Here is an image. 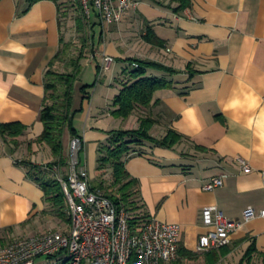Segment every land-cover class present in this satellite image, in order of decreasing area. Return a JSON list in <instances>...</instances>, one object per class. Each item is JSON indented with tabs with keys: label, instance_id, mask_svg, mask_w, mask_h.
<instances>
[{
	"label": "crops",
	"instance_id": "1",
	"mask_svg": "<svg viewBox=\"0 0 264 264\" xmlns=\"http://www.w3.org/2000/svg\"><path fill=\"white\" fill-rule=\"evenodd\" d=\"M180 5L178 0H136L120 23L100 30L94 60L99 76L112 75L102 86L105 95L97 93L84 102L81 118L88 121L97 100L100 118L110 124L77 130L84 142L82 163L96 178L97 156L110 137L109 126L140 127L135 113L127 119L112 114L128 60L136 57L172 68L174 75L150 71L174 83L155 93L154 103L159 104L151 109L169 120L163 137L175 130L183 139L172 149L146 144L143 154L126 162L128 173L139 182L145 211L150 219L181 226V248L197 257L179 256L174 264H210L207 253L197 252L200 237L210 230L203 222L209 206L242 224L232 235L230 254L233 248L247 252L252 243L264 253V0H188V8L179 10ZM28 6V0H0V124L27 127L18 146L0 135V240L38 235L59 220L22 162L55 160L47 144L35 142L45 131L41 112L47 73L63 47L62 7L44 0L25 12ZM149 30L157 42L153 36L149 38L154 42L148 40ZM137 47L143 51L136 52ZM104 56L115 59L108 69ZM72 139L70 134L69 144ZM69 149H64L66 157ZM220 177L222 187L205 190ZM249 207L258 216L246 221Z\"/></svg>",
	"mask_w": 264,
	"mask_h": 264
},
{
	"label": "built area",
	"instance_id": "2",
	"mask_svg": "<svg viewBox=\"0 0 264 264\" xmlns=\"http://www.w3.org/2000/svg\"><path fill=\"white\" fill-rule=\"evenodd\" d=\"M86 17L93 12L103 24L120 23L136 6V0H80ZM115 59L105 56V69ZM84 142L74 137L70 143L69 173L55 168L68 206L71 221L67 232L48 231L17 239L0 247V264H36L41 257L52 258L65 253L67 264H174L179 259L182 228L150 219L139 228L131 224V214L117 206L105 193L93 188L92 178L82 163ZM245 172L250 167L241 160ZM224 185L223 177L211 180L204 188L214 191ZM258 216L253 207L244 212L246 221ZM264 217V211L260 213ZM203 222L210 230L199 240L197 252L205 254L229 246L232 235L241 227L227 218L217 206L203 211Z\"/></svg>",
	"mask_w": 264,
	"mask_h": 264
},
{
	"label": "trees",
	"instance_id": "3",
	"mask_svg": "<svg viewBox=\"0 0 264 264\" xmlns=\"http://www.w3.org/2000/svg\"><path fill=\"white\" fill-rule=\"evenodd\" d=\"M40 1L44 0H28L29 6L25 12L33 4ZM50 1L56 2L61 8V0ZM178 1L181 3L179 10L188 8V0ZM93 16L98 17V14L93 12ZM77 25L79 30L82 31L84 27V18L82 15L77 19ZM148 35V40L157 42L156 40L158 39L153 31L149 30ZM150 36H153L154 41L149 38ZM61 42L64 44V37L61 39ZM158 44L164 45L163 42H158ZM60 55L61 51L55 59L57 60ZM82 57L80 56L81 61ZM80 62H74L73 67L75 71L72 73H59L52 68L47 73L46 105L41 112V120L45 125V131L35 143H45L51 147L55 161L46 165L34 164L27 161L22 162L27 168L29 176L44 190L46 201L51 204L56 217L68 223H71V221L61 184L57 176L50 174V171L55 172V168H59L62 171L65 165H69L68 158H64V137L66 130L70 129V134L73 138L80 137L73 127L75 115L82 111L81 108L74 110L75 84L78 81L83 66ZM128 62L130 63V68L124 70L125 78L120 81L122 89L114 99L116 110L112 114L116 118L126 119L137 110H150L159 104V101L154 103L155 93L159 90L173 88L174 84L166 78L150 75V71H159L174 75L176 71L172 68L152 60L131 58ZM99 69L98 66V71ZM89 87H82L83 103L90 98L88 93ZM154 125L155 120L153 118L141 117L139 129L112 132L107 143L101 147L102 155L98 160L99 166L97 168V172L99 173L98 178L102 177L106 171L111 170L112 181L107 185L108 181L102 177L98 181L96 179L93 182L94 189L103 191L117 206H124L130 212L132 217L131 224L134 228H139L143 224H146L150 218L142 203L139 182L131 177L126 169L127 160L132 155L143 154V149L146 144L172 149L183 139V136L175 130H169L165 137L156 139L151 135ZM26 130L27 127L20 123L0 124V135L2 139L5 143L10 142L16 146L19 145L17 139L23 136ZM31 145L32 143H30ZM80 156L82 160V155ZM231 251L230 246L219 250H212L207 253V258H210L209 263H219ZM256 255L262 256L264 259V253L258 252L255 243H252L241 264L245 262L250 264ZM179 256L189 258L197 257L195 254L188 253L181 247ZM57 258V264H67L65 258L61 255H58Z\"/></svg>",
	"mask_w": 264,
	"mask_h": 264
},
{
	"label": "rangeland",
	"instance_id": "4",
	"mask_svg": "<svg viewBox=\"0 0 264 264\" xmlns=\"http://www.w3.org/2000/svg\"><path fill=\"white\" fill-rule=\"evenodd\" d=\"M61 10H62V16H61V24H62V32H63V37H64V44L61 50V55L60 57L56 60L54 68H52L54 71L59 72V73H72L75 71L73 64L74 62H80V56L82 57V61L80 62L83 64L78 81L75 84V95H74V110L80 109L81 112L77 113L74 117V122H73V127L75 130L83 131L85 127L91 128L92 126L94 127H101L102 129L108 128L109 121L106 119H101L102 117L100 111L96 107H98V103L96 100V104L93 105L92 109L89 111V116H88V121H83L81 118L82 113L84 112V107H83V102H82V97H83V92H82V87L83 86H90L88 88V93L93 98L95 99V95L98 96L106 93L107 89H104V86L106 84V77H110L112 75V72H107L104 74H101L99 76V71H98V64L97 61L94 60V57L97 53V46L101 43L99 40V32L102 29L103 32L105 29H107L106 24H103L100 20H98L95 17H92L89 19L88 17L85 16L83 8H82V3L80 0H61ZM83 16L84 18V27L83 30L80 31L77 25V19L79 16ZM97 27V28H96ZM101 33V32H100ZM104 40H102L103 42ZM139 48H136V52H142L143 50H138ZM105 58V56L103 57ZM136 58V57H135ZM80 60V61H79ZM127 68H130V66H127ZM77 97V99H76ZM107 109V107H102ZM103 110V109H101ZM114 110V109H113ZM112 110V111H113ZM158 112V113H157ZM159 109L153 111L152 109L150 110H137L135 112V117L139 119L141 117H151L155 120V125L151 131V135L156 138V139H162L164 133H166L167 130V123L169 120H161L162 116L159 117ZM101 115V116H100ZM129 118V117H128ZM123 119V118H122ZM127 119V118H126ZM165 119V118H164ZM111 130L108 132L109 136L111 135L112 132L116 131H121L126 129L127 127H121L120 124H116L114 128L112 126H109ZM66 137H64V149H69L70 144L68 141V136L70 135V129L66 130ZM107 143V142H106ZM105 143V144H106ZM104 145V144H103ZM102 145V146H103ZM101 146V147H102ZM49 147V146H48ZM51 149V147H49ZM184 148H189L191 150V145L187 142H184ZM65 150V151H66ZM70 150V149H69ZM64 151V153H65ZM99 156H97V165H98V160L100 159L102 153H101V148L99 149ZM86 155V151L84 153ZM85 157V156H83ZM89 157V156H87ZM66 158V155L64 156ZM68 161H70V154L67 156ZM90 160V157H89ZM41 161V160H40ZM55 161V160H54ZM52 161V162H54ZM48 162L46 164L52 163ZM45 164V165H46ZM69 166H64L63 167V175H67L69 173ZM99 166V165H98ZM98 168V167H97ZM50 174L53 176L56 175V172L50 171ZM102 176L106 181H108L107 185H109L112 181V171L108 170ZM99 177V173L97 174L96 178H92V182H95L97 179H101L102 177ZM53 216L56 214L54 212ZM54 216V217H55ZM55 224H52L51 226L49 225L50 228H47L46 231L39 233L43 234L48 231H56V232H66L68 229H70V223L59 219L55 222ZM28 238V237H27ZM21 239V238H18ZM17 239H8L7 237L4 238L3 240H0V245L3 244H10L14 242ZM232 254H230L228 257L223 258L220 260L219 264H241L242 260L245 256L246 251L243 250L242 248H233ZM62 257L66 256L65 253L60 254ZM43 258V259H41ZM39 258L38 264H41L42 262H47V264H57L58 258L52 257V258H45L41 257ZM178 261V260H177ZM176 261V262H177ZM243 264H248L247 262ZM250 264H264V259L262 256L256 255L253 259V261Z\"/></svg>",
	"mask_w": 264,
	"mask_h": 264
}]
</instances>
